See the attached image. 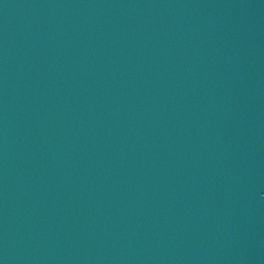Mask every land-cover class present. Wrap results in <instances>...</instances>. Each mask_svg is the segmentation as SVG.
I'll return each mask as SVG.
<instances>
[{
  "label": "water",
  "instance_id": "1",
  "mask_svg": "<svg viewBox=\"0 0 264 264\" xmlns=\"http://www.w3.org/2000/svg\"><path fill=\"white\" fill-rule=\"evenodd\" d=\"M0 264H97L42 0H0Z\"/></svg>",
  "mask_w": 264,
  "mask_h": 264
}]
</instances>
